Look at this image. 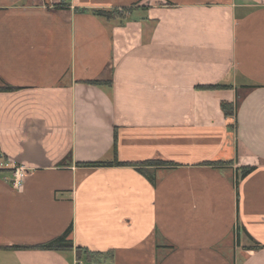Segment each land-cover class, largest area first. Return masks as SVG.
I'll use <instances>...</instances> for the list:
<instances>
[{"label":"crops","instance_id":"1","mask_svg":"<svg viewBox=\"0 0 264 264\" xmlns=\"http://www.w3.org/2000/svg\"><path fill=\"white\" fill-rule=\"evenodd\" d=\"M4 85L0 264H264V0H0Z\"/></svg>","mask_w":264,"mask_h":264},{"label":"trees","instance_id":"2","mask_svg":"<svg viewBox=\"0 0 264 264\" xmlns=\"http://www.w3.org/2000/svg\"><path fill=\"white\" fill-rule=\"evenodd\" d=\"M134 6L129 7H114L111 9H91V13L95 16L105 18L106 20H124L128 13H131ZM92 84H103L99 81H93ZM257 86H251L250 88H256ZM205 89L209 90H216V89H231V86L229 85H208L203 86ZM14 87L9 85L0 86V90H12ZM239 105V102H237ZM221 108L226 116H231L234 114V103L229 102H222ZM113 153L115 155L114 160L112 161H95V162H79V166L83 167H112V166H136L134 163H128V162H120L117 157V133L114 135V144H113ZM147 162V161H146ZM151 165H157V166H169V168H174L178 166V164L174 162L169 161H151L147 162ZM204 165H210L216 168L221 169L222 166L231 164L227 161H217V162H204ZM256 167L253 166H243L240 167L239 170L236 173V177L234 179V186L238 188L239 181L247 177L250 173H252ZM238 229V225L237 228ZM73 231V225L71 224L63 234H61L59 237L53 239L52 241L36 246V247H30V246H15V248H21V249H28V248H37V249H43V250H55V251H68L72 250L74 245L71 240V234ZM260 248L261 246H256ZM77 257L81 258L82 255H86L87 260H92L94 257L97 258H104L106 255L101 252H92L87 249H84L82 247L76 248Z\"/></svg>","mask_w":264,"mask_h":264},{"label":"built area","instance_id":"3","mask_svg":"<svg viewBox=\"0 0 264 264\" xmlns=\"http://www.w3.org/2000/svg\"><path fill=\"white\" fill-rule=\"evenodd\" d=\"M5 165H7V163ZM10 169L12 171V187L15 189H21L26 181V177L30 173V169L24 165L15 163L11 165Z\"/></svg>","mask_w":264,"mask_h":264}]
</instances>
